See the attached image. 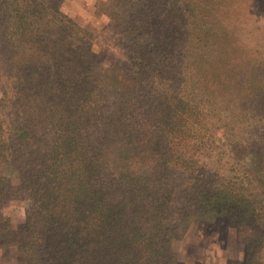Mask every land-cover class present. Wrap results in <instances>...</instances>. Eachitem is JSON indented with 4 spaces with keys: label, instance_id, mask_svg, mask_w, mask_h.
Wrapping results in <instances>:
<instances>
[{
    "label": "trees",
    "instance_id": "trees-1",
    "mask_svg": "<svg viewBox=\"0 0 264 264\" xmlns=\"http://www.w3.org/2000/svg\"><path fill=\"white\" fill-rule=\"evenodd\" d=\"M62 3L0 0V62L47 61L49 34L72 44L46 67L59 100L48 87L36 110L16 111L1 89L0 161L18 181L0 177V248L26 264H180L189 223L223 218L243 247L228 264H264V136L228 142L247 190L202 173L203 145L188 141L216 106L264 115V0H104L106 23L90 29ZM246 31L260 34L252 49ZM5 200L26 202L18 229Z\"/></svg>",
    "mask_w": 264,
    "mask_h": 264
},
{
    "label": "rangeland",
    "instance_id": "rangeland-1",
    "mask_svg": "<svg viewBox=\"0 0 264 264\" xmlns=\"http://www.w3.org/2000/svg\"><path fill=\"white\" fill-rule=\"evenodd\" d=\"M101 1L104 0H63L61 11L80 27L101 28L106 23V18L95 15L96 5ZM67 31L65 30V32ZM260 32L262 31L260 30ZM255 36L258 39L259 32H241L239 41L243 44V48L252 49L255 44H258ZM48 38L50 56L47 61L43 57L39 59L38 56L39 61L37 62L34 55L29 59L25 53L17 55L13 62L12 60L0 62V97L3 96V90L1 91L3 88L7 97H11V105L16 111H22L23 104L25 106L27 104L30 111L36 110L39 96L45 95L48 87L53 88L52 93L48 95L52 99L57 98L56 87H59V84L55 77L51 76L53 68L46 69V67L54 66L60 59L68 58L66 55L72 44L71 41H67V38L60 40L53 34H49ZM97 49L99 48L95 46L96 51H98ZM110 51L104 54L106 66L114 63V55L118 54L115 47H112ZM259 54L264 57V45L261 46ZM28 60L30 61L27 62ZM38 70L39 75H34L33 73ZM49 80L52 82L49 83ZM52 94L54 96H51ZM57 100L59 99L57 98ZM53 102L52 100L51 103ZM56 103L58 107L61 106L59 101ZM50 106L53 105L48 107ZM225 109L226 107L223 109L221 106H216L211 114L208 113L205 116L203 114L206 113H203L200 117L192 119L189 128L192 130L193 136L188 141L194 144L199 143L200 147L203 145L197 154L198 167L202 173L207 176L210 174L217 184L222 182L226 184L227 182L230 188L236 190H240L242 187L245 190L252 189L254 180L245 177L246 174L241 165L232 158L229 152L228 142L264 136V115L256 113L259 112L257 107H251L252 110L247 115L239 113L240 110L231 109L234 113H229L231 115L229 118L228 111ZM219 127L220 129H218ZM40 132L41 129L37 128V133ZM3 176H6L12 184L18 181L16 173L0 161V177ZM25 206L26 202L22 200H5L3 203V214L9 218L14 229H18L25 219ZM173 245L178 253L180 264H228V260L239 259L243 256V247L236 239L235 229L223 218H219L213 223L192 221L189 223L185 235L174 241ZM0 264H26V260L17 246L11 245L0 248Z\"/></svg>",
    "mask_w": 264,
    "mask_h": 264
}]
</instances>
